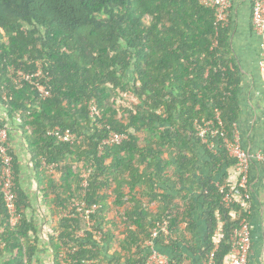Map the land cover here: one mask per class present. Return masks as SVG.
<instances>
[{"label": "trees", "instance_id": "16d2710c", "mask_svg": "<svg viewBox=\"0 0 264 264\" xmlns=\"http://www.w3.org/2000/svg\"><path fill=\"white\" fill-rule=\"evenodd\" d=\"M201 1L0 0V128L10 144L15 126L45 203L74 217L62 218L50 240L55 264L145 263L142 246L157 223L168 227L157 244L176 255L173 264L192 256L203 264L213 251V264H226L245 216L238 202L222 204L237 187L236 160L224 147L210 153L195 125L214 122L232 139L241 80L226 57L230 28ZM37 63L50 78V98L8 73L35 72ZM57 128L79 141L60 142ZM111 133L127 140L103 144ZM11 152L22 220L9 227L0 193V258L23 264L35 262L37 229ZM82 203L98 207L93 233Z\"/></svg>", "mask_w": 264, "mask_h": 264}, {"label": "crops", "instance_id": "0c3cea01", "mask_svg": "<svg viewBox=\"0 0 264 264\" xmlns=\"http://www.w3.org/2000/svg\"><path fill=\"white\" fill-rule=\"evenodd\" d=\"M229 1L232 8L226 25L230 28L229 49L226 57L232 61L230 66L238 73L241 80L238 93L240 110L238 120L234 124V137L244 150L255 156L258 153H264V73L260 70L261 38L256 35L252 26V0ZM0 114L1 117L5 115L3 111ZM11 132L13 138L10 145L21 165V171L18 172L21 177H19L18 187L28 197L29 217L37 229L36 255L33 256V260L37 264H55L50 240L52 238L57 240L60 235V232L55 233V231L63 218L64 211L58 215L54 211L55 204L45 203L42 198L43 194L38 189L39 185L32 176V170L28 169L30 168L29 154L27 155L21 137L16 136V129L13 125ZM197 155L201 161L208 160L205 151L199 147H197ZM167 157L171 158L170 155ZM249 183L251 196L249 226L252 242L249 264H264V169L261 163L254 161L251 164ZM51 197L53 199L52 195ZM64 247L62 246L61 249L64 250ZM161 252L170 260L176 257V255H171L167 249H161ZM61 258L65 260L64 255ZM7 259L8 255L4 253V256L0 258V263L4 264ZM61 264L65 262L61 261ZM185 264H198V259L192 256L190 260L185 261Z\"/></svg>", "mask_w": 264, "mask_h": 264}, {"label": "built area", "instance_id": "2783aa9c", "mask_svg": "<svg viewBox=\"0 0 264 264\" xmlns=\"http://www.w3.org/2000/svg\"><path fill=\"white\" fill-rule=\"evenodd\" d=\"M201 4L208 8L215 10L217 22L223 25H227L229 13L232 5L229 0H202ZM252 26L257 36L261 38V61L260 70L264 73V0H252ZM14 82L18 85L24 83L32 86L38 94L43 98L51 96V91L48 87V79L42 73L40 67L35 72H24L18 70L13 73ZM198 123V122H196ZM214 122H206L203 126L196 124V132L198 139L201 140V144L212 153L217 154L224 147L229 156L236 160L234 170L238 177L237 190L232 188L229 190L223 200L222 204L225 207H230L236 202L240 204L245 216L238 215L239 226L235 229L231 235V252L226 264H249L252 254V242L251 232L249 226V216L251 213V196H250V168L251 164L256 161L262 164L264 169V153H258L255 156L244 150L237 138L233 137L229 139L225 133L221 132L215 127ZM218 127H222L223 123L220 119L217 122ZM52 135L56 136L60 142L74 144L79 141V138L67 129L62 131L57 128L53 131ZM218 138H221L222 143H217ZM125 135L111 133L108 139L103 144H120L126 140ZM8 132L4 128H0V160L2 163V171L0 175V192L2 195L3 204L8 215L9 227L16 228L21 224L22 216L18 210V188L15 181V169L14 159L11 154L8 144ZM86 185V183H85ZM225 187H221L220 190L224 191ZM98 210L96 205L91 208H86L82 203L78 207L79 212H83L84 221L88 225L87 230L93 233L91 216ZM63 218H74L71 210H66L62 214ZM150 238L142 246L143 257L145 263L142 264H173V260H170L165 254L161 252L157 242L161 235H168L169 230L166 223H157L153 229L150 230ZM219 233V232H218ZM76 236L78 239L85 238L86 232L83 230L77 231ZM96 240L99 241L100 237L96 236ZM64 251L71 252L64 247ZM214 263V251L208 256V260L203 264ZM23 264H37L36 262H30L26 260ZM94 264H98L97 261ZM141 264V263H140Z\"/></svg>", "mask_w": 264, "mask_h": 264}, {"label": "clouds", "instance_id": "9594fccd", "mask_svg": "<svg viewBox=\"0 0 264 264\" xmlns=\"http://www.w3.org/2000/svg\"><path fill=\"white\" fill-rule=\"evenodd\" d=\"M224 26H226V25H224ZM38 67H40L41 68V70H42V73H43V75L45 76V78H47L49 81H48V84H49V82H50V78L49 77H47L46 76V74L44 73V71H43V69H42V66L39 64V63H37V66H36V70L38 69ZM18 70H21V71H24V72H27V71H25L24 69H15V68H9L8 69V73H10V75H12L13 76V73L14 72H16V71H18ZM35 70V71H36ZM13 80V79H12ZM14 81V80H13ZM16 84V83H15ZM29 85V84H28ZM33 88V87H32ZM35 90V89H34ZM36 91V90H35ZM37 92V91H36ZM37 94H38V92H37ZM39 95V94H38ZM40 96V95H39ZM41 97V96H40ZM51 97V96H50ZM50 97H48V98H50ZM41 98H43V97H41ZM91 111V110H90ZM93 116V115H92ZM127 140V139H126ZM204 146V145H203ZM9 148H10V151H11V145L9 144ZM12 153V152H11ZM13 156V155H12ZM13 159H14V156H13ZM2 168V167H1ZM14 169H15V166H14ZM15 181H16V175H15ZM16 183V182H15Z\"/></svg>", "mask_w": 264, "mask_h": 264}, {"label": "rangeland", "instance_id": "374dc122", "mask_svg": "<svg viewBox=\"0 0 264 264\" xmlns=\"http://www.w3.org/2000/svg\"><path fill=\"white\" fill-rule=\"evenodd\" d=\"M130 99H133V98H130L129 97V100ZM138 102V101H137ZM129 104V103H128ZM127 103H126V106H129ZM90 110H91V116L92 115H96V114H98V111H97V105L94 103V102H91L90 103Z\"/></svg>", "mask_w": 264, "mask_h": 264}]
</instances>
